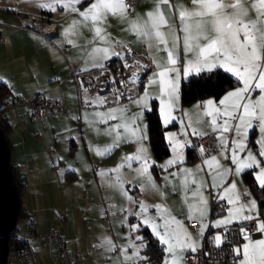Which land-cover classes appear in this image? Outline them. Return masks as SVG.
Here are the masks:
<instances>
[{"label": "crops", "instance_id": "crops-1", "mask_svg": "<svg viewBox=\"0 0 264 264\" xmlns=\"http://www.w3.org/2000/svg\"><path fill=\"white\" fill-rule=\"evenodd\" d=\"M89 2L90 0H81V3L75 7L79 11H84ZM64 3L66 0H60L59 3H56V0H0V84L9 88L13 96H23L25 99V102L17 108L5 111L2 123L8 130L11 164L22 177L23 186L20 199L21 210L25 215L22 220L34 222L37 237H42L49 231L64 233L69 255L77 259V264L131 263L140 259L134 257L132 260H124V249L122 247L117 249V247L119 241L122 240V235H127L131 241L135 240L132 232L133 225H139L136 228L137 232L147 229L162 246L163 251L165 247L153 233L150 225L143 224V217L138 215L140 208L137 202L148 205V212L144 215L155 217L158 223H163V221L159 219L154 205L163 204L169 209L171 215L183 222L197 242L198 249L201 244L200 236L197 234L200 228L193 233L187 222L195 221L199 225L200 222L187 218L188 207L184 203V194L182 191L173 190L176 179L170 178L172 182L169 183L165 181L164 177L171 172H176L180 167L202 169L199 177L206 182L203 194L207 199V213L203 221L206 225L204 233L208 227L217 231L227 226L214 227V224L226 218L228 209L233 206L228 205L226 200L218 198L219 188L211 187L213 178L209 175L206 166L203 165L205 158H202L201 162L189 159L188 151L192 149L191 139L200 136L191 135L190 129H187L188 135H182L189 119L184 113H194L196 105L213 98L183 104L181 87L184 81L198 74L215 70H221L231 76L234 86L227 92L239 86L237 80L222 68L203 70L186 78L182 76L180 98L177 110L174 112L177 119L167 125L160 115L159 100L152 98L158 94L156 86H152L149 89V109L155 102L161 124L165 128L164 136L170 151L169 157L159 162L153 157L148 143L147 111H143L136 123L146 133V139L142 143L151 160L155 162L149 171L165 195L161 197L157 191L151 188L141 190L142 178L135 171L140 166L138 162H133L131 168L127 166L121 168L119 175L124 182L122 191L119 187L114 186L117 173L111 172V169L122 164L126 156L136 153L138 141L122 138L119 146L114 147L110 153L98 154L97 150H103L112 145L114 134H108L107 129L118 121L111 120L103 123L100 122V118L96 114L107 112L110 108L124 106L127 109L126 115L131 117L140 114L142 109L133 104L131 100L119 106L110 105L113 103L111 97L93 93L86 74L101 69V67L93 66L95 60L90 56V53L94 47H107L108 45L94 40V33L86 27L79 29V35L66 34L65 30L72 22L80 20L81 17L79 11L66 10ZM172 3L173 5L182 3L190 6V0H172ZM49 4L52 5L51 8L42 6ZM152 6L153 0H146L133 14L129 15L135 18L138 14L146 13ZM14 7L22 12L21 16H27L35 21H38L41 15L46 16L49 22L56 25L57 35L52 40H48L32 32L18 30V17L12 12ZM128 27L127 22L109 16L106 25L107 33L112 41L121 42L113 43L112 48L114 50L117 46L128 44L137 55H142L146 46L137 41L135 34L127 30ZM69 40H72L73 43H69ZM159 55H163V53H159ZM78 61L83 62L79 85L67 80L72 67L76 66ZM113 61H115V55L103 60L102 68L109 66ZM143 91L144 89L136 98L141 96ZM37 92L43 93L50 99L61 100L68 114L57 112L51 118L43 121L31 120L30 102ZM97 99H105L106 103L97 104L95 102ZM220 99L213 100L218 103ZM120 131L123 133V129ZM201 131H205L207 134L212 133L209 128H203ZM170 134H175L177 139L190 143L186 144L183 149L185 160L182 165L162 168L161 165H166L167 160L173 158L174 155L168 140ZM258 138V130L250 134L249 147L253 152L258 149V146L253 143ZM216 144L217 151L212 155L218 154L217 140ZM221 163L225 167L234 169L229 160L221 158ZM58 167H60L59 170ZM102 171L106 173L105 176L100 175ZM254 171L255 169H250L245 172L252 174ZM244 173L236 175L233 172L223 179L226 183L237 184V193L241 198V203H247L250 200L256 201V210L251 214L260 219L258 202L243 181ZM255 182L259 186L256 180ZM124 192H127V195H124ZM129 196L132 198L131 200L128 199ZM211 200H215L214 214ZM244 214L249 213L245 212ZM241 221L244 220L234 219L230 224ZM263 238L264 236L258 234L251 236L252 240ZM105 239H110L116 248L108 250L107 247L100 246ZM244 243H247L245 239L237 247H241ZM42 244V240L39 244L31 242L30 247L37 250ZM143 250L144 248L140 249L141 257ZM55 251L54 246L47 248L37 256V264H49L50 254ZM128 252L131 251L128 250ZM182 254L184 256V253ZM166 256L167 253L164 251L163 260ZM237 258L238 262L242 259L238 256Z\"/></svg>", "mask_w": 264, "mask_h": 264}, {"label": "snow or ice", "instance_id": "snow-or-ice-1", "mask_svg": "<svg viewBox=\"0 0 264 264\" xmlns=\"http://www.w3.org/2000/svg\"><path fill=\"white\" fill-rule=\"evenodd\" d=\"M59 2L60 0H56V3ZM80 3L81 0H66L64 7L66 10L76 12L79 10L75 5ZM42 6L52 7L51 4ZM79 16L81 19L74 20L65 30L66 34L79 35V29L86 27L94 33V40L108 45L92 48L90 56L95 60L94 67L102 68L103 60L109 59L111 55H123L112 48L113 43L121 42L112 41L107 33V20L112 16L127 22L129 26L127 30L134 33L137 41L146 46L147 54L152 57V63L156 68L148 79L143 94L135 99L129 97L133 104L142 109L140 114L129 117L124 106L96 114L103 123L118 121L107 129L108 134H114L112 145L97 150L98 154L110 153L114 147L119 146L122 138L138 141L136 153L126 156L122 164L111 169V172L117 173L114 186L123 191L124 182L119 175L121 168L125 166L131 168L133 162H138L140 166L135 171L142 178L141 190L151 188L161 197L165 195L149 171L155 162L151 160L142 143L146 139V133L136 123L143 111L150 110L149 89L156 86L158 94L152 98L159 100L160 115L167 125L177 119L174 112L180 98L181 77L186 78L203 70L222 68L233 75L239 86L227 92L218 103L208 99L196 105L194 113H184L189 119L182 135L189 134L187 129L191 130V135H207V132L201 131L203 128H209L212 133L217 134L218 154L205 158L203 165L213 178L211 187L220 189L218 198L226 200L227 204L233 207L228 209V216L217 221L214 227L228 225L234 219L256 220L255 230L264 234V221L251 214L256 210V201L241 203L237 184L226 183L223 179L233 172L240 175L246 170L255 169L252 173L254 179L261 188H264V0H190V6L182 3L173 5L172 0H153L152 8L135 18L129 15L127 0H90L85 10L79 11ZM69 43L73 41L69 40ZM122 46L131 54L132 50L127 44ZM159 53L163 55L158 56ZM136 79L138 76L133 73L132 83L135 84ZM95 102L103 105L106 100L97 99ZM256 130L259 132V138L253 143L258 149L253 152L249 147V137ZM168 140L174 155L161 167L182 165L185 160L183 149L190 142L177 139L175 134H170ZM200 151L203 153L205 150L201 147ZM221 158L229 160L234 169L225 167L221 163ZM200 171L202 169L199 167L196 169L180 167L164 179L169 183L172 182L170 178L176 179L173 190L183 192L184 203L188 207L187 218L200 222V231L197 234L203 236L206 227L203 221L207 213V199L203 194L206 182L199 177ZM100 175L105 176L106 173L102 171ZM124 195H127V192H124ZM128 199L132 198L129 196ZM137 203L140 208L138 215L143 217V224L150 225L160 243L165 246L167 256L162 264H183L185 257L182 253L189 250L195 252L198 247L183 222L171 215L165 205L156 204L154 207L159 219L163 221L158 223L155 217L144 215L148 212V205L143 202ZM245 212L249 214L245 215ZM138 227L139 225L134 226L133 230ZM240 233L247 243L234 249L236 256L242 257L239 264H264V239L252 240L249 230L243 227ZM221 243V235H216V246H220ZM100 246H105L108 250L115 248L110 239H105ZM123 255L126 261L134 257L144 259L140 256L139 248H136L133 256H129L127 249H124Z\"/></svg>", "mask_w": 264, "mask_h": 264}, {"label": "built area", "instance_id": "built-area-1", "mask_svg": "<svg viewBox=\"0 0 264 264\" xmlns=\"http://www.w3.org/2000/svg\"><path fill=\"white\" fill-rule=\"evenodd\" d=\"M145 1L146 0H127L129 14H133ZM12 12L18 17V30L32 32L48 40H52L57 35L56 25L44 21L48 20L46 16L41 15L38 21H35L27 16H21L22 12L16 7L12 9ZM127 46L132 50L131 54H128L127 48L123 46L114 48L115 52L123 54L122 56L115 55L116 67L106 66L86 74L90 80L93 93L103 97H111L113 103L110 105H123L130 101L129 97L132 99L136 98L147 85L150 74L155 72L152 57L147 54L146 47L142 55H137L130 45L127 44ZM137 62H139V64H137ZM82 64V61H78L76 66L72 67L70 76L67 78L68 81L75 82L79 85L81 82ZM140 65H147L148 67L141 68ZM133 73H136L138 76L135 84L132 83ZM118 96L119 99L117 100ZM24 102L25 99L23 96H13L11 90L6 87L0 103V106L3 108V111L0 112V124L3 123L6 110L17 108ZM30 105V119L33 121L49 119L57 112H62L65 115L68 114L61 100L50 99L41 92L35 94ZM215 139L216 134L212 133L191 139L192 151L198 162H201L202 158H207L217 151ZM201 147L205 150L203 153L200 151ZM57 169L59 170L60 167ZM214 205L215 200H211V208H213ZM187 225L193 233L200 228V225L195 221H189ZM255 225L256 220H252L230 224L217 231L208 227L203 236H200V247L195 252H191L190 250L184 252V264H239L234 249L244 240V237L240 233V229L242 227L248 229L250 237L257 234L264 236V234L255 230ZM14 231L19 238L29 243V246L19 247L13 252L12 256L16 264H37V256L42 254L50 246H54L56 251L50 254L49 264H77V259L69 255L67 239L64 233L49 231L42 237H37L35 234V224L32 220H21L17 223ZM216 234L222 237V243L218 247L215 244ZM41 240L43 244L38 247L37 250L30 247L31 242L39 244ZM121 264L149 263L144 259H140L131 263Z\"/></svg>", "mask_w": 264, "mask_h": 264}, {"label": "trees", "instance_id": "trees-1", "mask_svg": "<svg viewBox=\"0 0 264 264\" xmlns=\"http://www.w3.org/2000/svg\"><path fill=\"white\" fill-rule=\"evenodd\" d=\"M109 66L113 68L116 67V62L113 61ZM233 86L234 84L231 76L221 70H215L208 73L204 72L182 83L181 101L183 104H189L196 101H203L208 98L218 100L225 92L233 88ZM5 90L6 87L0 84V103ZM2 111L3 108L0 106V112ZM146 121L148 143L151 152L156 161H162L169 157L170 151L165 141V128L161 124L155 102L151 104L150 110L146 112ZM0 126L7 136L8 130L6 127H4L3 124H0ZM188 156L191 160L196 159L192 149L188 151ZM12 169L18 190L21 192L23 186L22 177L15 167L12 166ZM243 181L249 188L253 197L257 200L259 205V215L264 221V188H261L256 184L255 179L250 172H245L243 174ZM214 212L215 205L213 206V214ZM24 218L25 215L23 214V211L20 210L18 222ZM141 233L142 239L145 242V248L143 250L144 260L149 264H160L164 257L162 246L147 229L141 230ZM23 246H29V243L23 241L17 236L16 232L13 231L9 240V256L12 255L16 249Z\"/></svg>", "mask_w": 264, "mask_h": 264}, {"label": "water", "instance_id": "water-1", "mask_svg": "<svg viewBox=\"0 0 264 264\" xmlns=\"http://www.w3.org/2000/svg\"><path fill=\"white\" fill-rule=\"evenodd\" d=\"M21 210L12 164L9 140L0 126V264H8L9 240Z\"/></svg>", "mask_w": 264, "mask_h": 264}, {"label": "rangeland", "instance_id": "rangeland-1", "mask_svg": "<svg viewBox=\"0 0 264 264\" xmlns=\"http://www.w3.org/2000/svg\"><path fill=\"white\" fill-rule=\"evenodd\" d=\"M48 20H44V21L49 22ZM258 220L263 221L262 218H260V219L258 218ZM124 226H125V229H127L126 225H124ZM134 226H136V225H133V229H134ZM132 232L134 233L135 240L131 241L130 238L127 235H126L127 237L125 235H122L121 236L122 240L119 241V246L117 247V249L121 248V247H122V249H127V254L129 253L128 254L129 256L133 255L134 251H136V248H139V249L145 248V242L142 239L141 231L137 232V230L135 229V230H132ZM126 233H128V232L126 231ZM137 237H141V239L138 240ZM133 245H135V247H133ZM141 245H143V246L141 247ZM128 250L131 251V252H128ZM142 257H144V256H142ZM8 263L9 264H16V262L14 260V257L12 255L9 256V262Z\"/></svg>", "mask_w": 264, "mask_h": 264}, {"label": "bare ground", "instance_id": "bare-ground-1", "mask_svg": "<svg viewBox=\"0 0 264 264\" xmlns=\"http://www.w3.org/2000/svg\"><path fill=\"white\" fill-rule=\"evenodd\" d=\"M19 221V220H18ZM18 223V222H17Z\"/></svg>", "mask_w": 264, "mask_h": 264}]
</instances>
